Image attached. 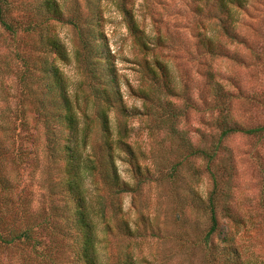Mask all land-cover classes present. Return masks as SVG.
Masks as SVG:
<instances>
[{"label":"rangeland","instance_id":"374dc122","mask_svg":"<svg viewBox=\"0 0 264 264\" xmlns=\"http://www.w3.org/2000/svg\"><path fill=\"white\" fill-rule=\"evenodd\" d=\"M9 1L17 7L9 19L19 28L12 35L0 26V56L11 52L10 57L19 53L22 58L35 59L40 54L35 50L37 37L24 28L30 15H36L24 7L33 8L40 0ZM56 1L63 16L48 23L66 57L55 63L69 92L74 94L80 88L87 92L90 80L77 56L79 51L81 58L86 55L82 35L66 20L77 11L80 21L91 26L96 36L94 51L87 55L91 66L115 77L124 105L136 113L126 118V140L140 172L128 162V155L116 149L112 155L120 185L133 188L141 177L140 186L116 195L98 172L85 180L100 263L122 264L131 258L134 264H217L219 237L212 235L211 248L203 242L210 224L205 205L214 174L221 192L216 214L220 226L233 234L230 245L250 264H264V134H229L210 162L188 155L189 142L191 147L203 149L216 143L218 120L224 112L244 128L264 125V0H222L229 12L222 9L219 0ZM123 9L130 13L143 42L128 28ZM208 40L212 49L204 43ZM16 64L13 57L9 66ZM1 79L0 94L2 89L5 92L0 95V109L15 114L20 103L16 77L9 71ZM216 84L231 96L215 97ZM81 95L87 100L80 103L85 114L78 110L80 126H86L89 133L91 152V147L101 143L100 124L94 115L93 97ZM165 101L182 111L173 122L174 129L159 118ZM27 102L24 111L29 135L17 137L15 145L36 152V156L24 157L27 162L17 167L16 176L21 187L32 191L33 206L42 205L48 211L54 204L63 206L64 196L62 192L48 196L42 124L36 122L35 111ZM20 118L18 115L16 123ZM109 118L113 139L119 115L112 110ZM124 222L129 231L120 229ZM47 240L43 237L44 244ZM68 245L60 238L54 241L57 264H75L73 259L67 262L72 256ZM35 259L36 255L22 245L0 248V264H33Z\"/></svg>","mask_w":264,"mask_h":264},{"label":"trees","instance_id":"16d2710c","mask_svg":"<svg viewBox=\"0 0 264 264\" xmlns=\"http://www.w3.org/2000/svg\"><path fill=\"white\" fill-rule=\"evenodd\" d=\"M221 1L219 0V5L225 12H229L227 4ZM16 9L17 7L9 0H0V26L3 31L12 35H15L19 28L9 19ZM24 10L32 12L33 16L36 15L35 18H31L30 15L29 22L24 29L29 33H35L38 45L35 50L40 54L35 59L22 58L19 53L10 57L11 52L9 55L0 56V82L2 76L9 71L14 74L20 102L15 114L9 113L7 108L0 109V248L9 249L22 245L36 255L37 260L35 259L33 264H57L54 256L56 249H54L53 243L60 238L69 244V254L72 256L68 257L67 262L73 259L75 264H101L97 250L98 239L89 212L90 203L86 196L85 180L95 177V172H98V176L104 180V184L108 188H113V193L116 195L132 191L137 185L140 186L143 180L141 177L133 188L120 185L118 176L115 174L114 155H112L115 149L128 155V162L133 168H136L137 172H140L141 166L126 140L128 137L126 118L136 113L124 105L115 77L110 75L107 70L99 73L91 66L88 59L94 51L93 45L96 36L92 35L91 26L85 21H80L82 19L80 12L75 11L72 13V17L66 20L78 30L80 36L82 35L80 37L81 44L86 55L83 54L81 58L79 51L77 56L79 60H82L83 72L87 73L90 80L86 83L87 92L84 88L79 87L80 89L76 90L77 92L74 91L73 94L69 92L68 84L55 63L57 59L65 60L66 57L65 54L62 55L58 38L51 32L48 23L51 18L61 19L64 11L56 0H40V3L33 8L28 6L24 7ZM123 10L129 23L128 28L138 42H143V37L130 13L126 9ZM80 22L84 26H81ZM204 43L210 49L213 48L210 40ZM52 53H54L53 57L50 55ZM104 56L108 59L107 54ZM13 57L17 62L15 65L17 68L9 66ZM88 64L90 65L88 66ZM160 69L162 75L167 77L164 67H160ZM35 84L38 85L37 88L34 87ZM86 85L84 83V86ZM39 86L41 89L38 91ZM166 90H171V87H166ZM4 92L2 89L1 94ZM213 92L215 97L231 96L228 91H224L221 84H216ZM81 94H89L93 97L91 99L95 110L94 115L100 124L101 143L91 147V152L88 151L89 133L86 126H80L81 119L78 110L83 115L85 114L80 103L83 99L87 100V98H82ZM142 95L147 97L143 91ZM26 101L35 111L36 122L38 123L39 120L42 124L45 139V151L42 159H46L43 172L44 182L49 183L48 196L53 198L61 192V196H64L62 197L63 206L52 205L51 202L52 206L48 211L42 205L33 206L32 191H29L25 186L21 187L19 177L16 176L18 174L17 167L27 162L23 160L24 157L26 158L28 154L32 155V153L36 156V152H28L23 150L21 145H15L17 137L22 134L29 135L30 125L24 111ZM161 108L159 118L169 122L170 127L174 129L173 122L178 120L182 111H177V107L171 101H165ZM112 110L116 115H119V118L116 119L115 138L110 139L113 134L110 129L109 111ZM16 114L22 117L18 123H16ZM218 126L220 133L214 145L203 149L191 147L189 142L188 155L200 156L210 162L216 159L222 146V140L229 134L237 132L255 136L264 134V125L244 128L231 121L228 112L220 115ZM54 176L55 178L52 179ZM212 176L214 177V186L205 205L210 224L204 233L203 242L205 246L211 248L212 235L216 234L219 237L220 250L217 264H250L248 259L240 258L241 252L237 247L230 245V241L233 240L232 232L219 224L216 208L217 198L221 192L214 174ZM140 181L141 183H139ZM120 229L130 230L125 222L121 223ZM43 237L48 238L47 244H44ZM121 263L134 264L131 258H126Z\"/></svg>","mask_w":264,"mask_h":264}]
</instances>
